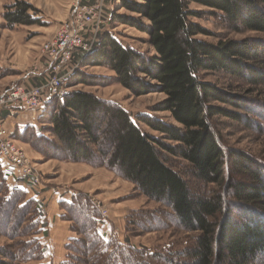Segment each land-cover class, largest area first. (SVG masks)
Masks as SVG:
<instances>
[{"label":"trees","instance_id":"16d2710c","mask_svg":"<svg viewBox=\"0 0 264 264\" xmlns=\"http://www.w3.org/2000/svg\"><path fill=\"white\" fill-rule=\"evenodd\" d=\"M117 1L119 8L137 16L118 18L109 12L107 23L121 20L145 33L153 54L124 45L105 32L85 57L77 58V67L105 65L115 73L118 83L136 95L162 93L157 110L169 112L177 125L140 115L132 120L113 101L92 92L71 90L62 99L48 97L37 124L16 130L10 137L31 136L57 150L61 159L112 170L148 199L169 207L170 212L161 214L172 219L184 240L149 253L129 247L135 256L116 244L117 253L108 252L112 240L105 242L97 228L98 211L86 195L74 193L60 204L72 214L69 220L81 237L69 239L66 247L70 253L59 264H260L264 260V153L258 157L226 146L213 117L238 119L239 115L226 105L249 112V105L260 107L264 102L233 94L206 76L222 73L244 84V94L253 89L261 92L252 87L264 85V0ZM191 2L220 12L231 31L256 35L213 43L196 38L205 31L192 20L198 12L189 7ZM38 12L25 0H14L4 6L3 18L8 26L30 25L37 22ZM78 82L86 83L78 77L72 84ZM140 123L158 131L159 136L145 131ZM251 123L254 126L255 120ZM174 158L188 163L195 180L215 187L198 194L171 166ZM0 176L1 181H8L1 157ZM23 193L12 188L0 198L4 222L14 223L7 234L9 239L16 231L17 236L26 234L22 225L25 214L35 211L36 220L28 224L32 231L40 221L34 198L18 202ZM25 204L33 206L32 210L26 211ZM138 217H132L129 224H135ZM152 219L157 226H165L157 217ZM152 219L143 221L150 223ZM43 256L44 247L33 237L0 246V264H40Z\"/></svg>","mask_w":264,"mask_h":264},{"label":"rangeland","instance_id":"374dc122","mask_svg":"<svg viewBox=\"0 0 264 264\" xmlns=\"http://www.w3.org/2000/svg\"><path fill=\"white\" fill-rule=\"evenodd\" d=\"M13 1L0 0V90L10 84L12 86L23 85L28 88L30 84V86H33L32 79L36 81L37 77L41 78L44 75L47 70V62L46 57L41 52V45L55 34L59 26L71 16L72 11L69 0H25L37 7L39 11L35 15L38 18L37 22L30 25L16 24L8 26L3 18L4 6ZM101 1L103 2V17L96 33H92L93 26L89 27L90 30L86 34L87 39L91 40L95 35V42L100 34L107 32L113 34L122 44L131 46L146 55H152L153 49L146 42L147 35L145 33L123 23L121 20H109L107 23L108 17H110L109 12H113L114 16L116 15L118 18L137 15L124 8H119L117 0ZM74 4L73 2L72 6ZM189 7L198 12V17H194L192 20L200 24L205 31V33L195 36L198 39L213 43L218 40H239L256 35L250 31H231L224 24L223 19L220 18L221 13L209 7L194 2H191ZM76 59L77 57L73 59V64H71L72 72L63 81V86L67 87L69 92L71 90H83L92 92L100 98L113 101L127 111L132 120L135 119V116L140 115L144 118L155 117L164 122L177 125L170 117L169 112L157 110L158 103L164 98L162 93L149 92L136 95L116 81L115 73L109 67L105 65H81L77 67L76 64L79 61ZM37 61L44 63L42 71L39 70V62ZM16 67L20 69L16 70ZM21 73L22 77L19 79L18 75H21ZM86 74L92 76L85 77ZM70 76L71 78L67 79ZM78 77L83 78L86 83L72 84L73 80ZM206 79L225 87L227 91L233 94L240 97L244 96L247 100L254 102L262 100L264 102V85L252 87L261 90V92H256L253 89V92L244 94L243 90L247 87H244L245 85L242 83H238V79L230 78V76L218 72L206 76ZM215 104L223 107L225 105L221 102H215ZM256 106L249 105V112H247L226 105L225 107L228 110L239 115L238 119L225 115H216L213 119L226 146L260 157L264 153V105ZM251 120H255L254 126ZM46 123L48 124V121ZM140 126L151 135L159 136L160 134L158 131L151 130L144 123H140ZM47 135L49 136V133ZM11 142L22 151L31 173L38 177V182L33 181L32 191L37 195L41 194L39 199L42 198L41 203L44 204L45 209L49 208L50 211L54 210L59 214L60 219L59 221L55 220V222L62 225L60 227L56 225L52 230L49 229L46 222L42 224L40 219L39 223L35 225L36 229L32 231L28 224L37 218L34 211L31 215L25 214L24 216L25 221L22 225L26 234L17 236L18 231H16L13 234L14 237L9 239L7 234L13 230L14 223H5V218L0 211V227L3 229V232L0 231V246L14 242L15 239L27 240L33 237L44 247V253L45 248L47 249L53 245L52 249L56 261L50 264H59L65 260L70 253L66 247L69 239L81 237V235L73 230L72 226L74 224L72 220H69L70 215L72 216L70 211L62 208L60 203L54 205L51 199L55 192L65 194L69 189L75 191V193L86 195L95 210L98 211L99 223L97 228L104 232L105 242L112 240L107 247L108 252L113 251L116 244L124 247L132 256H135V252L128 250L129 247L149 253L163 248L167 249V245L173 244L175 246L178 241L184 240L180 229L173 226L172 219L170 220L161 214V212H170L169 207L148 199L134 187L132 182L121 178L112 170L101 165L61 159V154L57 150L51 149L45 143L39 142L31 136L27 138V136L15 135L14 138H11ZM171 166L181 174L189 187L197 191L198 194L205 193L210 187H215L213 184H202L195 180L191 176L188 163L182 158L171 159ZM15 175L24 176L20 171H16ZM1 179L0 176V186L2 187L0 198L4 199L10 194L13 187L9 181H1ZM18 198H20L18 202L21 204L28 201L30 197L25 192ZM37 204L41 212V204L39 202ZM25 208L26 211H31L33 206L25 204ZM9 212L14 215L12 209ZM139 215L141 219L138 217ZM134 216L138 217L139 220L134 221L135 224L131 225L129 222ZM152 216L157 217V220L165 226H157ZM147 217H151L150 223L143 221ZM140 220H142V223H139ZM42 226L48 230L47 234L42 232ZM117 251L114 250V253H117ZM44 256L40 264H48V260L43 261ZM115 256L118 257V254H115ZM260 264H264V260Z\"/></svg>","mask_w":264,"mask_h":264},{"label":"built area","instance_id":"2783aa9c","mask_svg":"<svg viewBox=\"0 0 264 264\" xmlns=\"http://www.w3.org/2000/svg\"><path fill=\"white\" fill-rule=\"evenodd\" d=\"M71 16L57 29L55 34L41 45L46 57L47 74L45 83L29 86L14 85L0 94V115L2 111L22 108L33 113L42 110L48 97L62 99L68 94L63 86L64 79L72 72L73 59L83 58L91 49L95 35L91 40L86 34L92 27L96 33L103 17L101 0H75ZM77 65V64H76ZM10 132L0 120V157L14 170L28 176L31 183L38 182L37 175L31 173L25 155L11 142Z\"/></svg>","mask_w":264,"mask_h":264},{"label":"crops","instance_id":"0c3cea01","mask_svg":"<svg viewBox=\"0 0 264 264\" xmlns=\"http://www.w3.org/2000/svg\"><path fill=\"white\" fill-rule=\"evenodd\" d=\"M63 1H68V0H63ZM69 2H70L69 3L70 7H72V3L74 2V0H69ZM30 52L33 53L32 51H30ZM35 60H37V58H35ZM37 62H39V61H37ZM19 67H16L15 69L16 70L20 69ZM43 67H44V63L39 62V68H40L39 70L40 71L43 70L42 69ZM45 70H46V68H45ZM46 74H47V70L41 78L37 77L36 81L32 79V83H33L32 85L42 84L46 80ZM37 76H39V75H37ZM21 77H22V73H21V75H18L19 79H21ZM11 86H12V84L1 89L0 94L2 92H4L5 90H7L8 88H10ZM43 109L44 108H42V110L39 111L38 113H33L31 111H28V110H25L22 108H18V107L13 109L12 111L4 110V111H2V113L0 115V120H1V122H3V124L9 130V132L12 134L16 130H22L24 127H26L28 125H36L37 119H38L39 115L41 114V112L43 111ZM2 162H3L4 170L6 173V177H7L8 181L10 182L11 186L13 188L22 189L27 194H29L30 198H34L37 202H39L41 204L42 210L40 212L41 213L40 219H41L42 224L46 222L48 224L49 229L51 228L52 230H54L56 225H58L60 227L62 224H59V223L57 224L55 222V220L59 221V219H60L59 214L57 212H54V210L50 211L49 208L45 209L44 204L41 203L42 198L39 199V197H41V194L37 195L35 192L32 191V189H31L32 183H31L30 179L28 178V176H22V177L16 176L15 174H16L17 170H14L12 167H10L5 160L2 159ZM74 193H75V191L70 190V189L65 194L55 192V195L53 196V198L51 200L54 203V205L57 203H60V202L69 201ZM43 207H44V209H43ZM99 230H100L101 234H104V232L101 229H99ZM42 232L43 233L46 232V234H47L48 230L44 229L42 226ZM52 248H53V245H52V247L50 246L47 249L45 248V253H44L45 259L43 261L48 260V264L56 261L55 260L56 256L54 255Z\"/></svg>","mask_w":264,"mask_h":264}]
</instances>
